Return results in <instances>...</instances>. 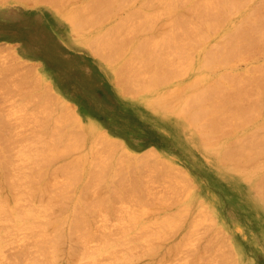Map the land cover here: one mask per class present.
I'll return each instance as SVG.
<instances>
[{"label": "rangeland", "instance_id": "rangeland-1", "mask_svg": "<svg viewBox=\"0 0 264 264\" xmlns=\"http://www.w3.org/2000/svg\"><path fill=\"white\" fill-rule=\"evenodd\" d=\"M57 1L59 0H0V186H3V188L0 187V197L3 198L4 195L8 197L7 198L5 196L4 200H1L0 198V208L2 210H6L2 211L0 209V215L1 213H5L4 215H2V217H0V264H12L11 262L13 258V264H38L39 261L37 262V260L40 259L41 262L43 258L47 257L45 256L47 254V259L50 258L47 261L49 264L50 260L52 262L51 258L55 257L58 258L57 260L56 258L53 259V262L55 264H67L71 262V259L75 262L72 261L69 264H123V262H126L127 264H264V192H261V186L258 184L261 180V176L264 177V138H262L264 135V124H262L264 123V95L260 94V92L258 93L259 95L256 93V89H258L256 82L262 83V81L264 80V40L263 42L262 40H259L261 39V36L259 37V31L251 33L250 36L252 38H248L253 39L254 35L256 37L253 40V47L251 50L246 49V47L248 46L247 42L249 43V41H247L248 39H244L243 37L239 38L238 42L235 44L236 46L234 44H224L221 39H217L224 32V29L227 26V22L231 19L238 20L239 16H228L225 14H221L218 17L219 20L217 23L216 20H213L208 25H211V27L205 26L198 29L201 30L200 32H196L195 30L198 28V26L195 24L196 16L205 13V10L201 11V9H204L203 0L201 1L202 3L200 1L197 3V0H173L174 3L176 2L174 5L173 2H171L172 0H169V3L167 0H155L156 2L154 0H151V2H149V0H145L147 2L143 1V3L145 2L146 5L140 4L139 0L138 2L137 0H131L130 2L129 0H117V2L116 0H113V2L111 0H98L99 2H97V0H95L96 2L94 0ZM100 1L102 2V5L100 4ZM194 1L198 4L199 7L197 6V4H193ZM241 1L243 2V0ZM114 2H116V4ZM157 2H161L160 4L162 6ZM253 2L258 5L257 10L262 12V14L260 13V16L263 17L264 0H253ZM54 3H56V5ZM199 3L200 5L202 4V7L199 5ZM96 4H99L100 6ZM156 4L159 5L157 6ZM190 5H195L194 7L197 6L198 9H196L197 7L194 8ZM160 6L163 10L166 8V11L164 10L165 12H163ZM107 7L109 9H107ZM130 7L134 8L132 10L135 11H139L140 9H142V14L140 12L136 14V12L132 11ZM187 7H193V11H191V8L188 9ZM117 8L120 9L116 11ZM154 8H159V11H155ZM153 9L155 11V15H153ZM167 9L169 11H167ZM129 10H131L130 13ZM143 10L148 12H145V14H148V16L146 15V18ZM172 10L173 13H169ZM199 10L201 11V13L199 12ZM98 11H101V15ZM124 11L126 13L128 12L126 14L127 16L125 15ZM187 12H189V14H187ZM156 13L159 16H156ZM166 13L169 14L167 15ZM190 13L195 14L193 16V14L190 15ZM138 14H140L142 17ZM149 14L153 17L149 16ZM72 17L75 18V20H72ZM148 17L153 20H151L150 18L148 19ZM173 17H177V22H179L177 23L175 21L176 18ZM192 17H194L195 20H193ZM124 18L126 21H121ZM154 18L157 20H154ZM190 18H192L190 20L191 22L188 21ZM146 19H148L149 22ZM164 19L166 21H164ZM179 19H181L183 23ZM77 20L80 22H77ZM150 20L152 21V23L150 22ZM74 21H76V24ZM141 21L148 22L149 26L151 25L150 27L152 28L148 30V28L150 27H148L147 25V30H143L146 29V25ZM185 21L190 22L188 23L189 25L194 22V25H191L193 26V28L196 25L197 28H192L195 32L191 29L192 26L190 27L187 23H184ZM164 22L166 23L164 24ZM133 23L137 24L133 26ZM196 23L198 22L196 21ZM161 24H163V26ZM175 24L178 27V29L176 30L175 28L177 27L175 26ZM182 24H185L186 27ZM121 25L123 27H121ZM171 25L173 26V28ZM141 26H144V28H142ZM179 26H184L185 28L183 27L179 32V30L181 29ZM115 27L119 28H116L117 32ZM170 27L174 29L172 30L174 33L171 31ZM263 27L264 24L262 25L261 29ZM156 28H158L157 31L161 28L165 30L164 32H169L170 34H172H166L163 32V30L159 31V33H156ZM242 28L245 29L244 27ZM127 29L131 30V33H129L128 36L127 33L125 35V32H130V30ZM138 29L139 31L137 32ZM109 30H112L110 31L112 34L108 32ZM168 30H170L171 32ZM184 30L186 34H184ZM189 30L190 32L192 30L193 34L189 33ZM262 30H264V28ZM113 31H115L117 35ZM118 31L120 32L118 33ZM161 32L164 34H162ZM181 32L183 33L182 38ZM152 33H155V35H161H157L158 39H155V36H153ZM187 33H189V36ZM200 33L202 34L200 35ZM165 34L166 36L170 37H165ZM256 34L258 36H256ZM115 35L120 38H115ZM129 35H131L130 38ZM190 35L193 39L190 38ZM148 36H152L153 39L150 38L152 40L150 41L154 42V45L157 42L156 40H159V37L161 36L162 38L158 42L162 40V42H160L162 43L160 45L162 46V49L158 46V42L155 46H153L155 48L149 47L148 44H153L151 42L148 43L149 40L145 42V39H147ZM185 36L193 41L191 42L190 40V43H188L189 40L187 38L185 39ZM142 37L146 38L143 39ZM111 38L113 39L112 41L110 40ZM167 38L170 39L171 43ZM209 38L211 41H209ZM262 38L264 39V37ZM141 39L144 40L145 44L147 43V46L144 44H142L141 46V43L143 42V40L141 42ZM107 40H110L111 43ZM119 40L120 43L118 42ZM121 40L124 41H122L121 43ZM167 40L169 41L168 43H166ZM244 42H246V44ZM96 43L100 45V48L99 45L96 46ZM127 43L129 45H127ZM137 43L140 44L137 45ZM185 43L186 45H184V47L187 46L185 48L186 50L183 49V44ZM255 43L256 45H254ZM257 43H261L262 47ZM134 44L135 47H133ZM170 44L172 45V48L174 47V49L170 47ZM237 44H239V47H237ZM105 45H107V47ZM215 45L220 46V48L217 47L216 49ZM231 45L236 47L233 53L231 55H229L230 53H228L221 58V56L224 54L220 53L219 49L221 50L223 46H227L226 48L228 49V46ZM123 46L126 48H124ZM140 46L142 47V49ZM97 47L99 49H97L96 52V50L94 49H96ZM132 47L134 48V50L138 51L141 49L140 52L143 51L145 54L143 53L141 55L137 51L140 56H142L140 58L138 53H133L134 50H131ZM145 47H148V49ZM166 47H168L167 50ZM175 47L179 48V50L183 49L185 52L181 54L182 50L178 52ZM109 48L114 51L110 50ZM115 48L120 49L116 50ZM156 48L157 50H162L161 54L164 52L162 54V57L159 54L160 50L157 51ZM169 48H171L172 51V53L169 52L171 57L168 54ZM214 48L218 52H214ZM149 49L153 50L154 52L152 54L149 53L151 56L149 54V56L146 55V52L150 51ZM173 50L176 51L174 52ZM208 50L214 52L213 55H216L217 57L210 55V63L208 62L209 59L207 57V62L211 66L207 68L208 65L205 61L206 59H204V55ZM115 51H117V55L119 57L116 56ZM100 52H102V54ZM177 52L179 56L185 55V58L181 56V58L185 59L184 61L183 59H181L184 63L180 61L178 55H176L177 57L174 55L175 53L177 54ZM108 53L111 54L109 55ZM154 54H156L157 56ZM164 54L165 56L167 54L168 61L167 59L165 60ZM145 56L146 58H148L146 59ZM152 56L157 57L155 58L157 59L155 60V62H157L158 60L159 62H161L163 60L161 58H164L163 62L167 61L165 63L169 64V67H173L172 64H174L173 62H175L177 66V68L175 67L176 69H174L175 72H173L172 70V74H170L171 69L167 66V64L165 65L163 62H161L160 64L163 63L164 66H167L165 68L167 69V71L164 69L163 64L162 66H160L159 62L155 64L154 60H152L154 59V57ZM150 57L152 58L151 60ZM158 57L160 58L158 59ZM219 57L221 58V60H219ZM175 58H177V60ZM191 58L193 61L191 60ZM124 59L129 60V62ZM141 59H145L144 62H142ZM214 59H217L219 61H215ZM122 60L124 63L122 62ZM149 60L150 63L148 62ZM151 61L154 62V64L152 63L153 65L151 64ZM169 61L171 64L169 63ZM176 61L180 62L179 64L181 66H178V62ZM214 62H217V65H215ZM139 63L144 64L143 67ZM213 63L214 65H212ZM150 64L152 66L151 68L149 67ZM153 66H155V69H153ZM204 66L206 68H204ZM120 67L124 70L122 75L125 76L127 74L126 79L121 77V73L119 71L122 72L123 70L120 69ZM158 67H161V71ZM135 68H139L140 70H136ZM196 68H198V70ZM162 69H164L165 71H163ZM179 69H182V72ZM116 70H118L119 73ZM208 70L210 71L208 72ZM127 71H129V73H127ZM139 71H141L142 75L144 72L149 73H144V76L140 78L141 73H139ZM162 71L164 73H168L169 71L170 72L163 75L161 74ZM178 71L181 72L179 74L180 77L177 73ZM223 71H226L227 76L226 74H223ZM229 72L233 74V78L235 77L234 79H236V77L238 78L239 82L238 80H236L238 84L236 82H233L235 80L232 78ZM150 73H154V76L156 73L155 77H157L156 79H158L157 82L159 83V85L157 83L155 84L154 82L152 83V86L148 85L151 79H155L153 75H151L153 76V78L149 76ZM158 73L161 77H158ZM175 73L178 76L175 78L171 77V75L174 76ZM219 73L224 78L221 75L220 76L222 78H220V76H218ZM239 73H241V75ZM135 74L137 75V77ZM167 75L170 76V79H173H164ZM228 75L232 78V80L227 79V77H229ZM237 75H240L241 78ZM146 76L147 78L148 76L150 77V79L148 78L149 81L146 79ZM138 77L140 81H136ZM203 77H205L206 79H203ZM160 78H163V80H166V82H163L162 79V82H160ZM201 78L202 80H204L205 84L203 83ZM214 78H217V80H219L218 83H216L217 81H215ZM239 78H243V80H240ZM133 80H135V82ZM124 81H126L127 83H124ZM129 81H132V84L133 82L135 83L133 88V85L131 86V83ZM143 81H148V83H146V85H148L146 87L148 88L144 87L145 83ZM208 81L212 82L210 83ZM137 82L138 88L140 84H144V86L142 85L144 89L142 88V86H140L143 90L136 88ZM207 83L210 85H208ZM232 83H236L237 86L239 85L237 87L239 88L238 92L234 91L236 85H233ZM217 84H224L223 86H225L226 91L229 93L225 94L227 93L224 90L225 88H223V92L220 91L222 90L223 86H220L218 88ZM170 86L173 88L171 89ZM207 86L211 89L207 88ZM213 86L216 87L218 91ZM166 87L168 89L170 88L171 90L169 89L167 91ZM131 88H135L134 90L138 89L137 93H134V90L132 91ZM184 88H186V90ZM198 88L202 90V92H200L201 94L204 93L206 88L207 90L210 89L209 91L206 90L208 94L205 92L207 96L203 99L204 101L202 102L200 99H193V97L196 98L197 95H200V93H198L200 89L198 90ZM212 88L214 89L212 90ZM242 88L245 93L248 92V94H250V92L252 91L253 93H251L253 95L255 94V98L252 96V94V97H249L251 99L250 102L253 101L252 98H254L253 104H255V102L257 103L255 104V107H253L254 105L251 106L252 102L250 103L249 100L245 99V93H242L241 95L240 92H243ZM140 90L141 92H139ZM194 90L196 91L195 94L193 93ZM188 91L193 92L189 93ZM213 91L216 92H214V97H212V95L214 94ZM219 91L220 93L218 94L217 92ZM144 92L147 93L145 94ZM191 93L192 95H197L192 97V95H189ZM234 93L237 94V96L235 95V98L237 101H239L238 105L240 104V107L237 105V102L234 101L235 98H233V101L232 99L229 100L228 95L230 96V98H232V94L234 95ZM139 94H142V96H139ZM224 95L226 96V98L224 97ZM240 95L242 97H240ZM217 96H220L221 98H218ZM222 97L224 99H222ZM238 97L241 100H243L244 97L245 100L240 101ZM216 98L217 100L215 101ZM185 99L190 101V105H188L189 107L185 105L187 103L189 104V101L187 102ZM225 99L227 100L224 102ZM228 100L229 102H227ZM185 101L187 103L184 104ZM206 101H208L207 104ZM217 101L218 103L216 104ZM221 101L224 105H218L219 102L222 103ZM231 101L234 103L236 102V104L234 105V103H231ZM226 102L229 105L225 104ZM172 103L174 105H172ZM214 103L217 107L214 106ZM241 103L244 107H242ZM63 104H66L68 110H71L69 113L66 105L63 108ZM182 104L183 106L185 105V107H183ZM192 104L194 105L191 106ZM61 105L63 106L61 107ZM201 105H204L203 107L206 106V108L203 109L206 110L207 114L203 113L202 115H200L199 120L198 118H196V120L194 121L188 120L187 118L191 119L190 117H187L189 112L192 109L195 110V108L199 107L202 109ZM207 105L209 106L208 110H210V112L207 111ZM170 106H173L174 109H171ZM232 106L239 107L238 109L242 107L241 109L243 112V108L245 109L246 107L247 110V108L253 107L254 110L252 108L251 110H249L250 108L248 110L249 113L252 110V112L254 113H251L253 114L252 116H250L251 114L248 115V113L245 114L248 115V122L245 119L246 117L243 118V116L241 115L243 114V112L239 113V115H241L242 117L238 116L240 117L238 118V120L235 119L237 116L234 112L237 111L235 110L236 107L232 108ZM258 106L261 107L262 111H260L261 109L259 108V112L256 111L255 113V109L258 110ZM229 107H231L230 111L225 110V112L227 111L230 112V114L232 113L231 115L233 117L228 113L225 114L224 112V109H229ZM177 108L178 110H176ZM182 108H185V110L188 109L187 112L185 110L184 112H182ZM212 108L214 109V111L212 110ZM215 108H219V111L216 112V110L218 109L215 110ZM179 109L180 112H178ZM220 109L223 110V116H220V114L217 115V113H220V111L222 113V110ZM232 109L234 111H232ZM174 110L177 111V113H175ZM212 112L213 115H215L214 118L217 115V118H215V120H221V117H226L225 119L223 118L224 120L222 119L223 122H221L222 120H218L219 125L221 123H225L224 125H221L223 126L222 128H220L221 126L219 125L217 126V129H215L216 126L210 127V129L208 128L209 126L213 125L208 124V119L210 118V121L212 123L215 121L214 118H212ZM238 112L240 111L238 110L237 113ZM258 114L259 116L257 117ZM226 115H229V117H227ZM254 117L256 118V120ZM233 118L235 119L234 121ZM242 118L246 121V124ZM251 118L254 120H252ZM186 119L189 122L191 121L192 123H194V126L191 122L190 124ZM227 119L231 120V124ZM179 121L182 124V126L180 127L181 135L176 133L172 129V127L176 124L175 122ZM201 121L203 123L205 121V123L203 124ZM197 122H200V125L197 124ZM196 124L198 126H196ZM201 124L203 125V127L205 125V129ZM228 124L230 126H228ZM258 124H262L263 126L261 127L263 128L258 127L260 126ZM52 129L54 132L52 131ZM250 129L251 131H254L256 129L254 133H256V131L258 130L259 134L258 131L256 134H262V137H255V134L251 132ZM227 130H229V132ZM248 130L249 135L248 133L246 134ZM199 131H202L203 133ZM198 132L201 133L202 136ZM211 132L216 133L214 134L216 136H214ZM219 133L221 134V136ZM242 133L246 135H243ZM94 135L97 136L95 138L96 140L93 139L95 137ZM203 135L208 138L205 139ZM232 135L235 136L232 137ZM240 135L242 138L240 137ZM247 135L248 139L245 138ZM57 136L60 139L65 137L63 138L65 140L62 139L63 141H61L60 139H58V141L56 140V138H58ZM76 136L77 138H75ZM79 136H81V138H79ZM210 136L212 137V139H209ZM236 137H240L241 139L238 140L236 139ZM53 138L56 140V142H53ZM233 138H235L236 140H234ZM183 139L189 140L193 147L186 146L183 142ZM252 139H254L253 141L257 148L254 145H251V143H253ZM255 139H258V143L263 140V145L260 144V150L257 145L258 143L256 144ZM259 139L262 140L259 141ZM74 140L76 141L74 142ZM247 140L248 142H246ZM111 141L113 142L112 144ZM228 141L230 142V144ZM233 141H237V143L235 144V142ZM52 142L53 144L58 142V146L56 147V145H53ZM76 142H79L80 144ZM243 143L245 144L244 146ZM51 144L53 146H51ZM70 144L73 145L74 149H71V147L68 146ZM113 144H115L117 148L114 147V149L112 147ZM65 145L70 148L69 151H66L67 147L65 148ZM234 145L236 146L234 147ZM253 146L256 148L255 150ZM240 148L243 149L240 150ZM252 148L257 153L251 151ZM233 150H236L235 153L230 155V152H234ZM221 151H224L223 155ZM236 152L239 153L237 154ZM252 152L253 155H251ZM50 153L53 156H51ZM241 153L242 155H240ZM54 154H56L57 156H54ZM248 154L250 155V157H252L250 158ZM44 155H46L47 158L49 156V161L45 158L46 156ZM82 155L85 156L86 165L89 166L88 170L92 171L87 178L89 187L86 186L84 188V190L86 189L85 191L83 189L79 191L81 182H78L77 180L80 174V170H78L77 167L80 168L79 165L82 161L81 158L83 159V157H81ZM128 155L129 157L131 156V159L128 157ZM123 156L124 158H122ZM221 156L223 157V160L221 159ZM230 156L236 158L233 160V158L231 159ZM79 157L81 158L79 159ZM43 159H46L47 161ZM76 161L77 163H75ZM44 162H48V165ZM64 162H68L69 165L67 163L64 164ZM66 165H68L69 168L68 166L66 167ZM44 166L46 169L44 168ZM62 168L64 169L63 173H61ZM67 168L71 172H68ZM75 169H77V171L79 172H77ZM37 170H39L44 175L41 176L42 178L40 177V175L42 174L40 173L39 175V171ZM222 170L225 171L226 178L217 174V172H222ZM17 171L19 172V174L17 173ZM72 171L73 173L74 171L79 173L78 177H75L77 179L74 178V174L72 173ZM12 172L14 173L13 175ZM92 173H96L97 175L94 174L93 176ZM4 174L5 176L8 175L9 177H5ZM65 174L67 176H64ZM37 175L41 179H38V177H36ZM71 176H73V178ZM90 176L91 178L89 179ZM14 177L18 179H14ZM6 178L9 179L7 180ZM30 178L32 179V181L33 178H35L36 181L34 180L33 182H31ZM49 178L51 180H49ZM74 180H76V182ZM94 181L96 182L95 184ZM13 182L17 184V186ZM18 182L20 185L18 184ZM42 182L44 185H42ZM69 182L73 186H71ZM98 182L99 185H97ZM31 183L32 190H27L28 187L31 188L29 185ZM24 184L28 185L25 186ZM44 186L46 190H43ZM48 187L50 188L48 189ZM52 187L54 188L53 191ZM16 188L18 189V191H16ZM21 188L25 189L22 191ZM41 188L42 190H40ZM54 190H56L55 192L59 194L55 193ZM82 190L84 192H82ZM46 191H49L50 195L49 192L46 193ZM60 191L62 192L63 197L61 196ZM29 192L33 195H31ZM79 192H86V196L85 194H81ZM260 192L263 195H260ZM63 193H66L65 195H67V197ZM17 195L21 200L18 197L17 200H15L14 196ZM46 196L50 199V205L48 203L49 200ZM10 197L12 199L14 197V200L20 203H16ZM5 199L7 201V204L9 205L8 207H4L3 205V203L6 202ZM46 199L48 201H46ZM11 200L14 201L13 205ZM38 200H42L41 202L43 204L39 203L40 201ZM65 201L68 205L65 203ZM96 201L99 202L97 203ZM21 202L23 205L21 204ZM37 202L38 205L40 204L39 206L37 205ZM52 202H54V204L56 205H53ZM62 202L64 203L63 205H61ZM85 203H87V205ZM44 205H47L48 208H44ZM84 206L86 211L84 210ZM9 208H11L12 210L10 211ZM22 208L23 210L25 209L23 215L21 214V212L23 211ZM29 208L33 210L32 213ZM16 209L19 213H17ZM19 209H21L22 211L20 210V212ZM28 210L30 211V213L28 212ZM75 211L77 212V217L74 216L76 215ZM79 211L82 212L80 213ZM24 213L28 215L26 216ZM16 214L21 215V217L23 218L20 217L17 219L16 217L15 219L14 216H16ZM50 215H52L51 219ZM56 215L58 216L57 218H60L59 220L56 219ZM80 216L82 219L81 223L83 224V227L80 221H78L80 219ZM47 217L50 219V221L52 219H56L54 220V224L53 221H51V223H48L50 224V226H48V224L46 223L48 222V219H45ZM72 217H75V219ZM76 218L78 220H76ZM6 219H8V221H6ZM21 219H23L24 222L29 221L27 222V224H29L27 225L28 227L24 226L26 225V223H23V221L22 223L20 222ZM30 219H33L32 222L34 225L35 223L37 224L34 226ZM73 220L77 223L74 222L73 224H71ZM44 221L46 222L44 223ZM38 224L39 227H41V230L39 228L40 231L38 230ZM76 224H78V227L76 226ZM72 225L76 227L74 228V226L72 227ZM24 227H27L25 230L29 229L31 230V232L29 230L25 231L24 229H20L19 231V228ZM32 227L35 231H33ZM35 227L39 232L36 231ZM55 229H57V232L59 233H54L53 231H55ZM71 229H73V231L75 232H73ZM85 229L87 232L85 231ZM59 230H61L62 233ZM77 230L80 232V234L79 232L77 233ZM82 230L84 233L82 232ZM49 231L58 236L59 242L60 240H62V242L58 243L59 245L61 244L60 247L57 244L60 251L56 250L55 248L57 247L55 245L58 242L57 240H55L57 236L55 237L54 234H50ZM33 232H35L34 236H36L37 234L35 238L36 241L34 240V237L32 238L33 235H29L31 233L33 234ZM67 232L71 235H67ZM85 232L86 235H83L85 238L81 236L83 238L80 239V235H82L81 233L85 234ZM90 233L93 234V236L90 235ZM43 234H47V236L44 235V238ZM59 234L69 237L62 236V239L61 235L59 236ZM12 235L15 237H12ZM40 236L43 238H41ZM42 239L44 240L42 241ZM45 239H48L50 241L54 239L56 241H54L55 244H53L52 241L50 243L51 247L52 244L53 246H55V249H53L52 247L50 248V250H48V247H50V245H47L46 243L42 244L44 243V241L47 242ZM78 239H80V241L82 240L83 242L79 243L78 249L72 248L73 246H77L79 242ZM76 242L77 244L75 245ZM39 244L41 247L37 246ZM85 244L88 248L84 246ZM45 245L48 252L53 250L51 251V254L50 252L47 253ZM83 247H85V249ZM42 249L46 252V254H41L40 258L39 251L41 252ZM86 249H88L87 253L89 254V256L85 253L86 251L84 252V250ZM68 250H73L72 253L74 255L72 254L71 256V251L68 252ZM74 250H76V254L74 253ZM81 250H83V253H85V258L82 257L83 253H81ZM54 251H56V253L58 254L55 255ZM22 252H24L25 254H22ZM110 252L112 254H110ZM26 254H28V256ZM52 255L55 256L52 257ZM79 255L80 257L78 258ZM23 256H25V258ZM89 258L91 260H89ZM2 259L4 260L3 262ZM45 259L44 262L47 260ZM14 260L17 262H14Z\"/></svg>", "mask_w": 264, "mask_h": 264}, {"label": "bare ground", "instance_id": "bare-ground-1", "mask_svg": "<svg viewBox=\"0 0 264 264\" xmlns=\"http://www.w3.org/2000/svg\"><path fill=\"white\" fill-rule=\"evenodd\" d=\"M59 1H60V0H59ZM59 1H57V2H59ZM94 1H95V0H94ZM111 1L113 2V0H111ZM114 1H115V0H114ZM130 1H131V0H129V2H130ZM132 1H133V0H132ZM143 1H145V0H139V3H140V4H144V5H146L145 2H147L148 0L145 1L144 3H143ZM154 1H155V0H154ZM158 1H160V0H158ZM167 1H168V3H169V0H167ZM170 1H171V0H170ZM175 1H176V0H175ZM178 1H179V0H178ZM199 1L201 2L202 0H197V3H198ZM95 2H96V1H95ZM95 2H93V3H95ZM97 2H99V1L97 0ZM100 2H101V1H100ZM116 2H117V0H116ZM116 2H114V3L116 4ZM122 2H123V1H122ZM137 2H138V0H137ZM149 2H151V0H149ZM155 2H156V1H155ZM171 2H173V5L176 3V2L174 3L173 0H172ZM171 2H170V3H171ZM241 2H242L241 0H203V5H204L203 7H204V9H203V10H202L201 8H200V9H201V11H204V10H205V11H204L205 13H203L204 15H203V14H202V15L200 14V13H201L200 10H199V12H200L199 14H200V15H198V14H197L198 16L195 15V16H196V21L198 22V23H196V21H195V24L198 26V28L196 27V25H195L194 28H193V26H192L191 24H193L194 22L191 23L190 25L188 24V23L191 22L190 20H191L192 18H193V20H195L194 17H192V18H190V19L188 20V21H190V22H186V21H185L184 23H187L190 27L192 26L191 29H192V28L195 29V27H196L197 29H196L195 31H196V32H198V31L200 32L201 30H198V29H200V28H203V27H205V26H207V27H211V25L208 26V25L211 23V21L216 20V23H217L218 20H219L218 17H219V15H221V14H225V15H228V16H230V15H233V16H239V19H238V20L231 19V20H229V21L227 22V26H226V28L224 29V32H223L222 35H221L219 38H217V39H221L222 42H223L224 44H229V45H230V44H232V45L234 44V45H235V44L238 42L239 38H241V37H243L244 39L252 38V37L250 36L251 33L255 32V31H259V37L261 36V39H259V40H262V42H263L264 39H263L262 37H264V30H262V29H263L264 27H263L262 29H261V27H262V25L264 24V18H263L264 16H263V15H262L263 17L260 16V13L262 14V12L259 11V10H257V9H258V7H257L258 5H257L256 3H254L253 0H243V2H242V3H241ZM105 3H106V2H105ZM120 3H121V2H120ZM157 3L160 4L161 2H157ZM178 3H179V2H178ZM192 3H193V2H192ZM197 3H195V1H194L193 4L196 5ZM201 3H202V2H201ZM54 4L56 5V3H54ZM100 4L102 5V2H101ZM107 4H109V3H107ZM115 4H114V5H115ZM118 4H119V3H118ZM140 4H138V5H140ZM150 4H151V3H150ZM154 4H155V3H154ZM159 4H158V5H159ZM171 4H172V3H171ZM58 5H59V4H58ZM96 5L100 6L99 4H96ZM96 5H95V6H96ZM104 5H105V4H104ZM110 5H111V4H110ZM110 5H109V6H110ZM138 5H136V6H138ZM156 5H157V4H156ZM158 5H157V6H158ZM160 5H161V4H160ZM195 5H190V6H193V7H194ZM199 5H200V3H199ZM201 5H202V4H201ZM201 5H200V6H201ZM111 6H112V5H111ZM151 6H153V5H151ZM151 6H150V7H151ZM161 6H162V5H161ZM161 6H160V8H161ZM197 6H198V4H197ZM197 6H196V7H197ZM119 7H120V5H119ZM168 7H169V4H168ZM171 7H172V6H171ZM173 7H174V6H173ZM193 7H192V8H193ZM196 7H194V8H196ZM198 7H199V6H198ZM198 7H197L196 9H198ZM201 7H202V6H201ZM230 7H231V8H230ZM96 8H98V7H96ZM104 8H105V7H104ZM115 8H116V6H115ZM130 8H131V7H130ZM145 8H146V7H145ZM156 8H157V7H156ZM174 8H175V7H174ZM176 8H177V7H176ZM187 8L190 9L191 7H190V8L187 7ZM192 8H191V11H193ZM100 9H101V8H100ZM100 9H99V10H100ZM102 9H103V8H102ZM107 9H109V8L107 7ZM119 9H120V8H119ZM119 9L117 8L116 11L119 10ZM132 9H134V8H131V10H132ZM138 9H139V8H138ZM154 9H155V8H154ZM154 9H153V15H155V14H154L155 11H159V8H158V9H155V11H154ZM161 9H162V8H161ZM114 10H115V9H114ZM127 10H128V9H127ZM131 10H129V13H130ZM136 10H137V9H136ZM141 10H142V9H140L139 11H135V10H132V11L136 12V14H137V13H139V12L141 13V12H142ZM145 10H146V9H145ZM145 10H143V11H144V14H145V12H147V11H145ZM162 10H163V9H162ZM164 10L166 11V8H165ZM164 10H163V12H165ZM70 11H71V10H70ZM101 11H102V10H101ZM101 11H98L99 14H100ZM150 11H151V10H150ZM167 11H169V10L167 9ZM187 11H188V10H187ZM194 11H195V10H194ZM257 11H258L259 14L257 13ZM64 12H65V10H64ZM74 12H75V11H74ZM134 12H133V13H134ZM163 12H162V13H163ZM171 12L173 13V10L170 11L169 13H171ZM119 13H120V12H119ZM124 13H125V15H126L128 12L126 13V12L124 11ZM131 13H132V12H131ZM147 13H148V12H147ZM147 13L145 14V18H146V15L148 16ZM169 13H168V14H169ZM195 13H196V12H195ZM195 13H190V15L193 14V16H194ZM197 13H198V12H197ZM66 14H67V13H66ZM66 14H65V15H66ZM76 14H77V13H76ZM102 14H103V13H102ZM141 14H142V13H141ZM151 14H152V12H151ZM166 14H167V13H166ZM168 14H167V15H168ZM187 14H189V12H187ZM257 14H258V15H257ZM263 14H264V13H263ZM73 15H74V14H73ZM73 15H72V16H73ZM100 15H101V14H100ZM138 15H140V14H138ZM170 15H171V14H170ZM174 15H175V14H174ZM174 15H172V16H174ZM66 16H67V15H66ZM70 16H71V15H70ZM77 16H78V15H77ZM121 16H123V15H121ZM126 16H127V15H126ZM126 16H125V17H126ZM140 16H141V15H140ZM149 16H152V15L149 14ZM156 16H159V15H157V13H156ZM67 17H68V16H67ZM141 17H142V16H141ZM141 17H140V18H141ZM152 17H153V16H152ZM170 17H171V16H170ZM185 17H186V16H185ZM188 17H190V16H188ZM72 18H73V17H72ZM79 18H80V17H79ZM79 18H78V19H79ZM82 18H83V17H82ZM82 18H81V19H82ZM118 18H119V16H118ZM118 18H117V19H118ZM143 18H144V17H143ZM149 18H150V17H148V19H149ZM171 18H172V17H171ZM173 18H176L175 21L177 22V17H173ZM86 19H87V17H86ZM126 19H127V18H126ZM129 19H130V18H129ZM129 19H128V20H129ZM148 19H146V20L149 22ZM150 19H151V18H150ZM165 19H166V18H165ZM165 19H164V21H166ZM72 20H75V18H73ZM83 20H84V19H83ZM118 20H119V19H118ZM124 20H125V18H124L123 20H121V21H124ZM132 20H135V19H132ZM151 20H153V19H151ZM151 20H150V22L152 23ZM154 20H157V19L154 18ZM179 20H181V19H179ZM193 20H192V21H193ZM81 21H82V20H81ZM119 21H120V20H119ZM125 21H126V20H125ZM125 21H124V22H125ZM136 21H138V20H136ZM139 21H140V20H139ZM74 22H75V24H76V21H74ZM77 22H80V21L77 20ZM83 22H84V21H83ZM132 22H134V21H132ZM141 22H144V21H141ZM148 22H144L145 25H146V26H145L146 29H143V30H147V28L151 26V25L149 26V23H148ZM158 22H159V21H158ZM172 22H173V21H172ZM178 22H179V21H178ZM178 22H177V23H178ZM181 22H182V20H181ZM181 22H180V23H181ZM72 23H73V22H72ZM129 23H131V22H129ZM137 23H138V22H137ZM137 23H136V24H137ZM146 23H147V24H146ZM154 23H155V22H154ZM165 23H166V22H164V24H165ZM167 23H168V22H167ZM182 23H183V22H182ZM75 24H74V25H75ZM79 24H80V23H79ZM79 24H78V25H79ZM133 24H134V23H133ZM136 24H134L133 26H135ZM139 24H140V23H139ZM142 24H143V23H142ZM171 24H172V23H171ZM74 25H73V26H74ZM78 25H77V26H78ZM114 25H115V24H114ZM147 25H148V27H147ZM161 25L163 26V24H161ZM161 25H160V26H161ZM166 25H167V24H166ZM178 25H179V24H178ZM180 25H181V24H180ZM182 25L185 26V24H182ZM188 25H187V26H188ZM193 25H194V24H193ZM116 26H117V25H116ZM119 26H120V25H119ZM124 26H125V25H124ZM137 26H138V25H137ZM137 26H136V27H137ZM139 26H140V25H139ZM157 26H158V24H157ZM160 26H159V27H160ZM164 26H165V25H164ZM171 26H172V25H171ZM175 26L177 27L176 24H175ZM175 26H174V27H175ZM184 26H182V27L179 26V27L181 28V29L179 30V32L182 30V28H183ZM121 27H123V26L121 25ZM126 27H127V26H126ZM126 27H125V28H126ZM141 27H142V26H141ZM141 27H140V30H141ZM155 27H156V26H155ZM166 27H167V26H166ZM166 27H165V28H166ZM168 27H169V26H168ZM185 27H186V26H185ZM185 27H184V28H185ZM242 27H244L245 29H243ZM116 28H117V27H115V29H116ZM142 28H144V26H143ZM151 28H152V27L148 28V30L151 29ZM161 28H162V27H161ZM161 28H160V29H161ZM165 28H164V29H165ZM170 28H171V27H170ZM172 28H173V26H172ZM172 28H171V31L174 30V29H172ZM187 28H189V27H187ZM187 28H186V29H187ZM259 28H260V29H259ZM110 29H111V28H110ZM117 29H119V28H117ZM117 29H116V32H117ZM157 29H158V28H156V33H157V32L159 33V31H162V30H163V29H161V30L159 29V30L157 31ZM176 29H178V27L175 28V30H176ZM186 29H185V30H186ZM193 29H192V30H193ZM113 30H114V29H113ZM127 30H130V29H127ZM166 30H167V29H166ZM185 30H184V34H186ZM192 30H191V32H190V30H189V33L193 34V33H192ZM243 30H244V31H243ZM106 31H107V30H106ZM110 31H112V30H109L108 32H110ZM123 31H124V30H123ZM138 31H139V29L137 30V32H138ZM164 31H165V30H163V32H164ZM168 31H170V30H168ZM171 31H170V32H171ZM193 31H194V30H193ZM195 31H194V32H195ZM102 32H103V31H102ZM113 32L115 33V31H113ZM119 32H120V31H118V33H119ZM145 32H146V31H145ZM150 32H151V31H150ZM172 32H173V31H172ZM175 32H176V31H175ZM182 32H183V31H182ZM182 32H181V38H182V34H183ZM110 33H111V32H110ZM126 33H127V36H128V34L131 33V30H130V32H129V31L125 32V35H126ZM132 33H133V32H132ZM161 33H162V32H161ZM164 33H166V32H164ZM164 33H162V34H164ZM168 33H169V32H167L166 34H168ZM173 33H174V32H173ZM189 33H187L188 36H189ZM256 33H257V32H256ZM100 34H101V32H100ZM111 34H112V33H111ZM111 34H110V35H111ZM115 34H116V33H115ZM133 34H134V33H133ZM135 34H136V33H135ZM166 34H165V37H168V36H166ZM169 34H170V33H169ZM171 34H172V33H171ZM171 34H170V35H171ZM177 34H178V32H177ZM197 34H198V33H197ZM197 34H195V35H197ZM201 34H202V33H200V35H201ZM107 35H108V34H107ZM113 35H114V34H113ZM116 35H117V34H116ZM116 35H115V36H116ZM145 35H146V34H145ZM150 35H151V34H150ZM152 35L155 36V39H156V38H157L159 35H161V34H157V35H158V36H157V35H155V33H152ZM200 35H199V36H200ZM252 35H253V34H252ZM98 36H99V35H98ZM119 36H120V35H119ZM127 36H126V37H127ZM130 36H131V35H129V38H130ZM256 36H258V35L256 34ZM110 37H111V36H110ZM169 37H170V36H169ZM169 37H168V38H169ZM171 37H172V36H171ZM191 37H192V36L190 35V38H191ZM194 37H195V36H194ZM108 38H109V37H108ZM113 38H114V37H113ZM115 38H118V39H119L120 37H117V36H116ZM115 38H114V39H115ZM124 38H125V37H124ZM142 38L145 39L146 37H145V38L142 37ZM150 38L153 39L152 36H150V37L148 36V38L145 39V40H146L145 42H147V40H149L148 43L151 42L152 40H151ZM161 38H162V37L160 36V37H159V40H160ZM168 38H167V39H168ZM177 38H178V37H177ZM186 38L188 39L187 36H185V39H186ZM254 38H256L255 35H254L253 39H248V40H247V41H249V43L247 42L248 46L246 45V46H247L246 49H248V50H251V49H252ZM257 38H258V37H257ZM97 39H98V38H97ZM105 39H106V36H105ZM125 39H126V38H125ZM143 39H141V42H142ZM157 39H158V38H157ZM183 39H184V36H183ZM191 39H193V38H191ZM191 39H188L189 41L187 40L188 43H190V40H191ZM110 40L112 41L113 39L111 38ZM110 40H109V41H110ZM150 40H151V41H150ZM159 40H156V41L158 42ZM168 40L170 41V39H168ZM168 40H167L166 43L169 42ZM180 40H181V39H180ZM255 40H256V39H255ZM96 41H97V40H96ZM103 41H104V35H103ZM107 41H108V40H107ZM109 41H108V42H109ZM111 41H110V43H111ZM114 41H115V40H114ZM122 41H124V40H121V43H122ZM192 41H193V40H191V42H192ZM209 41H211L210 38H209ZM244 41H245V40H244ZM118 42L120 43V40H119ZM131 42H132V41H131ZM138 42H139V41H138ZM141 42H140V43H141ZM145 42H144V40H143V42L141 43V46H142V44L146 45L147 43L145 44ZM157 42H156V43H157ZM160 42H162V40H161ZM160 42H158V43H159L158 46L161 48L162 46H160V45H161L162 43H160ZM258 42H261V41H258ZM98 43H99V42H98ZM100 43H101V42H100ZM116 43H117V42H116ZM140 43H139V44H140ZM151 43L153 44L154 42H151ZM156 43H155V45H156ZM166 43H165V44H166ZM170 43H171V41H170ZM188 43H187V45H188ZM239 43H240V41H239ZM242 43H243V42H242ZM242 43H241V44H242ZM244 43L246 44V42H244ZM113 44H115V43H113ZM124 44H125V43H124ZM124 44H123V45H124ZM129 44H130V42H129ZM129 44L127 43V45H129ZM135 44H136V43H135ZM135 44H134L133 47H135ZM139 44L137 43V45H139ZM257 44H258V43H257ZM97 45H99V44L96 43V46H97ZM109 45H110V44H109ZM111 45H112V44H111ZM116 45H117V44H116ZM148 45H149V47L155 48V47H153V46H155L154 44H153V45L148 44ZM184 45H186V43L183 44V47H184ZM218 45H223V44H218ZM218 45H215V46H216V49H217V47L220 48V46H218ZM232 45H231V46H228V47H229L228 49L226 48L227 46H225V47H224V46H223V47L221 46L222 48H221V50L219 49V52L224 54V55L220 54V55H222L221 58H222L223 56H225L226 54H228V53H230L229 55H231V54L233 53V51H234V49H235L236 47H234V46H232ZM238 45H239V44H237V47H239ZM254 45H256V43H255ZM258 45H260V46L262 47L261 43L258 44ZM263 45H264V43H263ZM94 46H95V45H94ZM96 46H95V47H96ZM105 46L107 47V45H105ZM124 46H125V45H124ZM124 46H123V47H124ZM131 46H132V45H131ZM141 46H140V47H141ZM146 46H147V45H146ZM235 46H236V45H235ZM260 46H259V47H260ZM95 47H94V48H95ZM102 47H103V46H102ZM111 47H112V46H111ZM114 47H116V46H114ZM114 47H113V49H114ZM120 47H121V46H120ZM123 47H122V48H123ZM133 47H132L131 50H134ZM156 47H157V46H156ZM168 47H169V46H168ZM168 47H166V50L168 49ZM170 47L172 48V45H171V44H170ZM183 47H182V48H183ZM186 47H187V46H186ZM186 47H184L183 49L186 50V49H185ZM99 48H100V45H99ZM99 48L97 47V48L94 49V50H96V52H97V49H99ZM103 48H104V47H103ZM124 48H126V47H124ZM130 48H131V47H130ZM130 48H129V49H130ZM145 48L148 49V47H145ZM152 48H151V49H152ZM171 48H169L168 54H169V52L172 53ZM255 48H256V46H255ZM255 48H253V49H255ZM257 48H258V47H257ZM105 49H106V48H105ZM105 49H104V50H105ZM109 49L112 50L111 48H109ZM115 49H116V48H115ZM119 49H120V48H119ZM119 49H116V50H119ZM137 49H138V48H137ZM141 49H142V47H141ZM141 49H140V50H141ZM151 49H149L151 52H150V51L146 52V55H148L149 53H151V54L154 53L153 50H151ZM158 49H159V48H158ZM161 49H162V48H161ZM161 49H159V50H160V53H159V54H160V56L162 57V54H163L164 52L161 54V52H162ZM172 49H174V47H173ZM175 49H177L178 52H180V51L182 50V51H181V54H182L183 52H185L183 49L179 50V48H177V47H175ZM214 49H215V48H214ZM216 49L214 50V52H215V51L218 52ZM122 50H123V49H122ZM122 50H120V51H122ZM140 50H139V51H138V50H134V52H133V51H132V52H133V53H136V54L139 52V53L142 55L144 52L141 51V52H142V53H141ZM156 50H157V48H156ZM156 50H155V53H156ZM159 50H157V51H159ZM100 51H101V49H100ZM106 51H107V50H106ZM106 51H105V52H106ZM112 51H114V50H112ZM120 51H118V52H120ZM137 51H138V52H137ZM173 51H174V50H173ZM175 51H176V50H175ZM175 51H174V52H175ZM102 52H103V50H102ZM102 52H100V53L102 54ZM105 52H104V53H105ZM115 52H116V56H118V55H117V51H115ZM115 52H114V54H115ZM178 52H177V54H176V53H175V54L173 53V54H174L175 56L178 55V58H180V61H182L181 59L185 58V57H184L185 55H184V56H182V55L179 56ZM214 52L208 50L207 53H205V55H204L205 58H204V59H206V60H205L206 62H207L208 59H209L208 62H209V61L211 62V60H210V55H212V56H216V55H213ZM104 53H103V54H104ZM112 53H113V52H112ZM139 53H138V54H139ZM165 53H167V52H165ZM108 54H109V53H108ZM110 54H111V53H110ZM110 54H109V55H110ZM118 54H119V53H118ZM140 54H139V56H140ZM144 54H145V53H144ZM185 54H186V53H185ZM149 55H150V54H149ZM149 55H148V56H149ZM154 55H156V54H154ZM217 55H218V53H217ZM103 56H104V55H103ZM111 56H112V55H111ZM111 56H110V57H111ZM113 56H114V55H113ZM150 56H151V55H150ZM156 56H157V55H156ZM164 56H165V54H164ZM164 56H163V57H164ZM169 56H170V54H169ZM181 56H182L183 58H181ZM187 56H188V54H187ZM187 56H186V57H187ZM212 56H211V57H212ZM107 57H108V56H107ZM118 57H119V56H118ZM141 57H142V56H140V58H141ZM152 57H154V59H152V58L150 57V60L152 59V60H154V62H155V60H157V59H155V58H157V57H155V56H152ZM170 57H171V56H170ZM172 57H173V56H172ZM176 57H177V56H176ZM195 57H196V56H195ZM207 57H208V59H207ZM216 57H217V56H216ZM216 57H215V58H216ZM227 57H228V56H227ZM227 57H226V58H227ZM105 58H106V57H105ZM108 58H109V57H108ZM111 58H112V57H111ZM145 58H146V56H145ZM147 58H148V57H147ZM147 58H146V59H147ZM159 58H160V57H158V59H159ZM164 58H165V60L167 59V54H166V56H165ZM164 58H161V59H163L161 62L164 61ZM221 58L219 57V60H221ZM128 59H129V58H128ZM130 59H131V58H130ZM170 59H171V58H170ZM175 59L177 60V58H175ZM175 59H173V60H175ZM124 60H126V59H124ZM141 60H142V62H144L145 59H144V60L141 59ZM141 60H140V61H141ZM150 60L148 61L149 63H150ZM173 60H172V61H173ZM184 60H185V59H183V61H184ZM191 60H192V58H191ZM214 60H215V59H214ZM219 60L216 59L215 61H219ZM107 61H109V60H107ZM126 61L129 62V60H126ZM167 61H168V59H167ZM167 61H165V62H167ZM172 61H171V62H172ZM178 61H179V59H178ZM178 61H176V62H178ZM183 61H182V62H183ZM192 61H193V60H192ZM192 61H191V62H192ZM202 61H203V59H202ZM205 61H204V62H205ZM122 62H123V60H122ZM128 62H127V63H128ZM146 62H147V60H146ZM154 62L151 61V64H152V63L154 64ZM157 62H159V60H158ZM157 62H155V64H156ZM161 62H159V64H160ZM165 62H163V63L166 65L167 63H165ZM189 62H190V61H189ZM200 62H201V61H200ZM208 62H207V65H208L207 68L210 66V64H209L210 62H209V63H208ZM123 63H124V62H123ZM131 63H132V62H131ZM149 63H148V64H149ZM163 63H162V64H163ZM169 63H170V61H169ZM173 63L175 64V62H173ZM179 63H180V62H178V66L180 65ZM183 63H184V62H183ZM214 63H215V62H214ZM214 63H213L212 65H214ZM216 63H217V62H216ZM216 63H215V65H217ZM139 64H141L142 67H143V65H144V64H142V63H139ZM145 64H146V63H145ZM151 64H150V66L148 65L150 68L152 67ZM153 64H152V65H153ZM159 64H157V65H159ZM162 64H160V66H162ZM164 64H163V66H164ZM170 64H171V63H170ZM174 64H172V66H173L174 68L171 67V66L169 67V64H167V66L171 69V73H170V74H172V70H173V72H175L174 69L177 68L176 64H175V65H174ZM181 64H182V63H181ZM200 64H201V63H200ZM200 64H199V65H200ZM205 64H206V63H205ZM146 65H147V64H146ZM157 65H156V66H157ZM188 65H189V63H188ZM191 65H192V64H191ZM199 65H198V66H199ZM202 65H203V63H202ZM202 65H201V66H202ZM118 66H119V65H118ZM121 66H122V65H121ZM126 66H127V64H126ZM137 66H138V65H137ZM167 66H164V69H165ZM180 66H181V65H180ZM201 66H200V67H201ZM132 67H134V66H132ZM154 67H155V66H153V69H155ZM175 67H176V68H175ZM189 67H190V65H189ZM189 67H188V68H189ZM210 67H211V66H210ZM146 68H148V67H146ZM158 68H159V67H158ZM160 68H161V67H160ZM160 68H159V69H160ZM162 68H163V67H162ZM179 68H181V67H179ZM188 68H187V69H188ZM194 68H195V67H194ZM204 68H206V67L204 66ZM118 69H119V68H118ZM120 69H122V68L120 67ZM120 69H119V70H120ZM130 69H131V68H130ZM135 69H136V70H137V69L140 70L139 68H135ZM164 69H162V70H163V71H165V70L167 71V69H165V70H164ZM187 69H186V70H187ZM196 69L198 70V68H196ZM216 69H217V68H216ZM122 70H123V69H122ZM133 70H134V68H133ZM133 70H132V71H133ZM142 70H143V69H142ZM151 70H152V69H151ZM179 70H180V69H179ZM181 70H182V69H181ZM181 70H180V71H181ZM197 70H196V71H197ZM212 70H213V69H212ZM116 71L118 72V70H116ZM144 71H145V70H144ZM146 71H147V70H146ZM148 71H149V70H148ZM158 71H159V70H158ZM158 71H157V72H158ZM160 71H161V69H160ZM163 71H162V73H161V74H163V75L168 74V73L170 72V71H169L168 73H167V72L164 73ZM209 71H210V70H208V72H209ZM119 72L121 73V74H120L121 77L126 79L127 74H126L125 76L122 75L123 72H124V70H123L122 72H121V71H119ZM119 72H118V73H119ZM130 72H131V71H130ZM136 72H137V71H136ZM136 72H135V73H136ZM150 72H151V71H150ZM157 72H156V73H157ZM181 72H182V71H181ZM181 72L178 71V72H177L178 75H179ZM190 72H191V71H190ZM208 72H207V73H208ZM213 72H214V71H213ZM216 72H217V71H216ZM223 72H224V71H223ZM223 72H222V73H223ZM125 73H126V72H125ZM127 73H129V71H127ZM139 73H141V71H139ZM144 73H145V72H144ZM144 73H143V75H142V73H141V74H140L141 76H140V75H138V76H140V78H141V77L144 76ZM147 73H149V72H147ZM147 73H145V74H147ZM156 73H155V76H156ZM159 73H160V72H159ZM159 73H158V74H159ZM184 73H186V72H184ZM229 73H230V72H229ZM229 73H228V74H229ZM236 73H237V72H236ZM236 73H235V75H236ZM116 74H117V73H116ZM158 74H157V75H158ZM170 74H169V75H170ZM193 74H194V73H193ZM210 74H211V73H210ZM223 74H226V76H227L226 71H225ZM239 74L241 75V73H239ZM128 75H129V74H128ZM131 75H132V73H131ZM135 75H136V74H135ZM151 75L154 76V73H153V74H152V73L149 74V76H151ZM169 75H167V76H169ZM175 75H176V73L174 74V76L171 75V77H174V78H175V77L178 76V75H176V76H175ZM199 75H200V74H199ZM220 75H221V74L219 73L218 76H220ZM230 75H231L232 78H233V74L230 73ZM240 75H237V76H239V77L241 78ZM118 76H119V75H118ZM123 76H124V77H123ZM149 76H148V78L150 79ZM153 76H151V77L153 78ZM155 76H154V77H155ZM167 76H166V77H167ZM207 76H208V75H207ZM207 76H206V78H207ZM221 76H222V75H221ZM221 76H220V78L223 77V76H222V77H221ZM226 76H225V77H226ZM228 76H229V75H228ZM136 77H137V75H136ZM158 77H161L160 74H159ZM163 77H164V76H163ZM166 77H165L164 79H167V80L170 79V76L167 77V78H166ZM179 77H180V75H179ZM196 77H197V76H196ZM209 77H210V76H209ZM229 77H230V76H229ZM229 77H227V79L232 80V78H231V77L229 78ZM128 78H129V77H128ZM128 78H127V79H128ZM148 78H147V76H146V79H147V80H148ZM156 78H157V77H155V79H156ZM168 78H169V79H168ZM193 78H195V77H193ZM204 78H205V77H203V79H204ZM206 78H205V79H206ZM223 78H224V77H223ZM234 78H235V77H234ZM234 78H233V79H234ZM240 78H239V79H240ZM125 79H124V80H125ZM130 79H131V78H130ZM132 79H133V78H132ZM146 79H144V80H146ZM153 79H154V78H153ZM153 79H151L150 83H148L149 80H148V81H145V82L143 81V82L145 83V86H144V84H142V85H143L144 87H146V86H148V85H151V86H152V83H153V82H154L155 84L157 83V84L159 85V83L157 82L158 79H156V80L154 79V81H153ZM161 79L163 80V78H160V80H161ZM172 79H173V78H172ZM172 79H170V80H172ZM214 79H215V81H217L216 83H218L219 80H217V78H214ZM248 79H249V78H248ZM138 80H139V77L137 78L136 81H138ZM160 80H159V81H160ZM162 80H161L160 82H162ZM201 80H202V78H201ZM234 80H235V81H233V82H236V83L238 84V82H239L238 78L236 77V79H234ZM236 80H238V82H237ZM240 80H243V78L240 79ZM119 81H120V80H119ZM121 81H122V80H121ZM133 81L135 82V80H133ZM139 81H140V80H139ZM155 81H156V82H155ZM202 81H203V83H204V80H202ZM202 81H201V82H202ZM205 81H206V80H205ZM212 81H213V80H212ZM212 81H208V82L211 83ZM227 81H228V80H227ZM258 81H259V80H258ZM261 81H262V80H261ZM263 81H264V80H263ZM263 81H262V83H258V82H256V84H257V86H258V89H256V93H257V94L260 92V94H263V95H264V82H263ZM125 82H126V81H124V83H125ZM129 82L131 83V86L133 85V86H132V88H133L135 83L133 82V84H132V81H129ZM129 82H128V83H129ZM163 82H166V80H165V81L163 80ZM199 82H200V81H199ZM119 83H120V82H119ZM126 83H127V82H126ZM141 83H142V80H141ZM146 83H148V85H146ZM213 83H214V82H213ZM220 83H222V82H220ZM225 83H226V81H225ZM236 83H235V84L232 83V84H233V85H236ZM136 84H137V87H136V85H135V87L138 88V82H137ZM167 84H168V82H167ZM204 84H205V83H204ZM207 84H208V83H207ZM127 85H128V84H127ZM142 85L140 84V86H142ZM208 85H210V84H208ZM217 85H218V84H217ZM223 85H224V84H223ZM223 85H221V84L218 85V88H219L220 86L222 87ZM228 85H229V84H228ZM233 85H232V87H233ZM131 86H130V87H131ZM140 86H139L138 89H142V88L144 89L143 86H142V88H141ZM151 86H150V87H151ZM154 86H155V85H154ZM172 86H173V85H172ZM187 86H188V85H187ZM187 86H186V88H187ZM205 86H206V85H205ZM211 86H212V85H211ZM238 86H239V85H238ZM238 86L236 85V87L234 88V91H237V92H238V89H239V88H237ZM158 87H159V86H158ZM170 87H171V86H170ZM213 87H214V86H213ZM128 88H129V87H128ZM132 88H131V89H132ZM146 88H148V87H146ZM172 88H173V87H171V89H172ZM180 88H181V87H180ZM186 88H184V89L186 90ZM200 88H201V87H200ZM200 88H198V90H199ZM204 88H205V87H204ZM207 88H210V87L207 86ZM207 88H206V90H207ZM214 88L218 91V89H217L216 87H214ZM214 88H212V90H213ZM223 88H225V86H223V87H222V90H220V91L223 92ZM227 88H228V86H227ZM129 89H130V88H129ZM134 89H135V88H134ZM134 89H132V91H133ZM138 89H137V90H138ZM143 89H142V90H143ZM155 89H156V87H155ZM157 89H158V88H157ZM166 89H167V91H168L170 88L168 89V88L166 87ZM166 89H165V90H166ZM171 89H170V90H171ZM191 89H192V88H191ZM193 89H194V88H193ZM201 89H202V88H201ZM201 89H200V90H201ZM210 89H211V88H210ZM210 89H208L207 91H209ZM220 89H221V88H220ZM231 89H232V88H231ZM235 89H236V90H235ZM137 90H134V93H135V92L137 93ZM185 90H184V91H185ZM196 90H197V89H196ZM200 90L198 91V93L202 92V90H201V91H200ZM206 90L204 91L203 94H201V93H200V95H197V94H196L197 96L194 95L195 92H196L195 90H194V92H193V91H188V92H189V93H190V92H193V93H194L193 95H192V93L189 94V95H190V96L192 95V97H193V96H196V98L193 97V99H197V100L200 99L201 102H202V101H204L203 99H204V98L207 96V94H208V93L206 92ZM224 90L226 91V88H225ZM232 90H233V89H232ZM242 90H243V88H242ZM257 90H258V92H257ZM144 91H145V90H144ZM220 91L217 92V93L219 94ZM228 91H229V90H228ZM245 91H246V90H245ZM139 92H141V90H140ZM188 92H187V93H188ZM205 92H206L207 94H206ZM210 92H211V91H210ZM214 92H215V91H213V93H214ZM226 92H227V91H226ZM232 92H233V91H232ZM239 92H240V90H239ZM249 92H250V91H249ZM251 92H252V91H251ZM251 92H250V94H248V92L245 93L244 90H243V92H240V93H241V95H242V93H245V94H244V95H246L245 99H246V100H249V102H250L251 99H250L249 97H252V96H253V97L255 98V96H254L255 94L253 95V94H252L253 92H252V93H251ZM254 92H255V91H254ZM126 93H127V92H126ZM131 93H132V92H131ZM144 93H145V92H144ZM146 93H147V92H146ZM146 93H145V94H146ZM156 93H157V92H156ZM213 93H212V94H213ZM215 93H216V92H215ZM215 93L212 95V97L215 96ZM228 93H229V92H227V93H225V94H228ZM235 93H236V92H235ZM235 93H234V95L232 94V96H233V97L231 96L232 98H230V96L228 95L229 100H231V99H232V101L234 100L233 98H235V95L237 96V94H235ZM49 94H50V93H49ZM142 94H143V93H142ZM142 94H139V96H140V95L142 96ZM145 94H144V95H145ZM174 94H175V93H174ZM180 94H181V93H180ZM222 94H223V93H222ZM222 94H221V95H222ZM251 94H252V96H251ZM144 95H143V96H144ZM150 95H151V94H150ZM152 95H154V94H152ZM221 95H220V96H221ZM241 95H240V97H242ZM244 95H243V96H244ZM248 95H250V96H248ZM258 95H259V94H258ZM170 96H171V95H170ZM209 96H210V95H209ZM220 96H219V97H220ZM154 97H156V96H154ZM186 97H187V96H186ZM186 97H185V98H186ZM210 97H211V96H210ZM217 97H218V96H217ZM219 97H218V98H219ZM224 97L226 98L225 95H224ZM228 97H227V98H228ZM247 97H248V98H247ZM220 98H221V97H220ZM238 98H239V97H238ZM238 98H237V99H238ZM254 98H252L253 101H254ZM154 99H155V98H154ZM187 99H188V98H187ZM187 99H185V100L188 102L189 100H187ZM211 99H212V98H211ZM222 99H224V98L222 97ZM239 99H240V98H239ZM239 99H238V100H239ZM245 99H244V97H243V100L240 99V101H244ZM155 100H156V99H155ZM197 100H194V101H197ZM207 100H208V97H207ZM212 100H213V99H212ZM212 100H211V101H212ZM216 100H217V98L215 99V101H216ZM226 100H227V99H225L224 102H225ZM229 100H228L227 102H229ZM158 101H159V100H158ZM158 101H157V102H158ZM161 101H162V100H161ZM183 101H184V100H183ZM183 101H182V103H183ZM186 101L184 102V104L187 103ZM209 101H210V100H209ZM218 101H219V100H218ZM218 101L216 102V104L218 103ZM222 101H223V100H222ZM222 101H221V102H222ZM232 101H231V103H234V102H232ZM234 101H236V102H237V105H238V102H239V101H237L236 98H235ZM253 101H251V102H252L251 106L254 105L253 107H255V106H256L255 104H257V103L255 102V104H253V103H254ZM255 101H256V100H255ZM192 102H193V101H192ZM192 102H191V103H192ZM227 102H226L225 104H227ZM236 102L234 103V105L236 104ZM251 102H250V103H251ZM177 103H178V102H177ZM177 103H176V106H177ZM197 103H198V102H197ZM207 103H208V101H206V104H207ZM211 103H212V102H211ZM211 103H210V104H211ZM61 104H62V103H61ZM168 104H169V103H168ZM180 104H181V103H180ZM221 104H223V102H222V103L219 102L218 105H221ZM63 105H64V106H63ZM63 105H61V107L63 106V108H64L66 104H63ZM172 105H174V104L172 103ZM185 105H187V106L190 105V101H189V104L187 103V104H185ZM185 105L183 106V104H182L183 107H185ZM193 105H194V104H192L191 106H193ZM199 105H200V103H199ZM199 105H197V106H199ZM204 105H205V102H204ZM204 105H203V106H204ZM212 105H213V104H212ZM223 105H224V104H223ZM227 105H229V104H227ZM232 105H233V104H232ZM237 105H236V106H237ZM239 105H240V104H239ZM239 105H238V106H239ZM241 105H242V107H244L242 103H241ZM179 106H181V105H179ZM179 106H178V107H179ZM201 106H202V105H201ZM203 106H202V109H201L200 107H199V108H195V110L192 109L193 111L191 110V111L189 112V114L187 115V117H190L191 119H189V118H187V117H186V118H187L188 120H192V121L196 120V118H198V120H199V116H200V115H202L203 113H206V114H207L206 110L203 109V108H206V106H205V107H203ZM214 106H216L215 103H214ZM236 106H234V107H236ZM172 107H173V106H172ZM172 107L170 106L171 109H174V107H173V108H172ZM188 107H189V106H188ZM188 107H187V108H188ZM208 107H209V106L207 105V111L210 112V110H208ZM216 107H217V106H216ZM222 107H223V106H222ZM234 107L232 106V108H234ZM239 107H240V106H239ZM239 107H236V109H235V110H237V111H238V110L240 111V112H238V113H237V111H234V110L232 109V111L235 112V115H237L235 119H238V118H240V117L243 116V118L246 117L245 119H246V121H247V118H248L247 116L250 115L251 113H254V112H252V111L254 110L253 107H251L253 110H252L250 113H249V110H251L250 107H249L250 109L247 108V110H246V107H245V109L243 108L244 112H243L242 109H241L242 107L240 108L241 110L238 109ZM66 108H67V105H66ZM66 108H65V110H66ZM179 108H180V107H179ZM220 108H221V106H220ZM224 108H226V107H224ZM224 108H223V109H224ZM227 108H228V107H227ZM230 108H231V107H229V109H224V112H225V110L230 111ZM259 108L261 109V107H259V106H258V110L255 109V113H256V111L259 112V110H260ZM180 109H181V108H180ZM180 109H179L178 112H180ZM216 109H218V110H216ZM248 109H249V110H248ZM67 110H68V108H67ZM176 110H178V108H177ZM182 110H183V111H182ZM182 110H181V111L184 112L185 108H184V109L182 108ZM187 110H188V109H186L185 111L187 112ZM212 110L214 111L213 108H212ZM215 110H216V112H217V111H219V108H215ZM220 110H222V109H220ZM60 111H61V110H60ZM63 111H64V110H63ZM63 111H62V112H63ZM70 111H71V110L69 109V110H68V113H69ZM174 111H175V110H174ZM174 111H173V112H174ZM204 111H205V112H204ZM246 111H248V112H246ZM260 111H262V109H261ZM66 112H67V111H66ZM66 112H65V113H66ZM216 112H215V113H216ZM242 112H243V114H241L242 116L239 115V113H242ZM245 112H246V113H245ZM258 112H257V113H258ZM263 112H264V110H263ZM63 113H64V112H63ZM63 113H61V114H63ZM175 113H177V111H175ZM227 113L230 114V112H227V111H226L225 114H227ZM247 113H248V115H245V114H247ZM219 114H220V116H223V115H222V114H223V110H222V113H221V111H220V113H219V112L217 113V115H219ZM225 114H224V115H225ZM231 114H232V113H231ZM231 114H230V116H232ZM259 114H260V113H259ZM259 114L257 115V117L259 116ZM212 115H213V112H212ZM217 115H216L215 118H217ZM244 115H245V116H244ZM252 115H253V114H251L250 116H252ZM182 116H183V115H182ZM182 116H181V118H182ZM184 116H185V115H184ZM214 116H215V115H213L212 118H214ZM226 116H227V115H226ZM238 116H240V117H238ZM208 117H209V116H208ZM227 117H229V115H228ZM232 117H233V116H232ZM234 117H235V116H234ZM255 117H256V116H255ZM255 117H254V118H255ZM257 117H256V118H257ZM206 118H207V117H206ZM215 118H214V120H215ZM221 118H222V119H223V118L225 119L226 117H221ZM243 118H242V119H243ZM256 118H255V120H256ZM187 119H186V120H187ZM200 119H201V118H200ZM207 119H208V118H207ZM222 119H221V120H222ZM224 119H223V120H224ZM230 119H231V118H230ZM230 119H229V120L227 119V120L230 122V121L232 120V119H231V120H230ZM235 119L233 118V121H234ZM251 119H252V118H251ZM188 120H187V121H188ZM208 120H209V122H211V121H210V118H209ZM208 120H207V121H208ZM218 120L221 121L220 119H217V120H215L213 123H212V122H211V123L208 122V124H210V125L213 124L212 126H209L208 128L210 129V127H213V126L215 127V126H216L215 129H217V126L219 125V124H218ZM223 120H222L221 122H223ZM227 120H226V121H227ZM238 120H239V119H238ZM240 120H241V119H240ZM243 120H244V119H243ZM252 120H254V119H252ZM202 121H203V120H202ZM202 121H201V122H202ZM244 121H245V120H244ZM246 121H245V124H246ZM248 121H249V120H248ZM248 121H247V122H248ZM188 122H189V121H188ZM190 122H191V121H190ZM190 122H189V123H190ZM229 122H228V123H229ZM235 122H236V121H235ZM235 122H234V124H235ZM250 122H251V121H250ZM175 123H176V124L172 127V129H173L176 133L180 134V133H181V132H180V131H181V128H180V127L182 126V124L180 123V121H179V122H175ZM191 123H192V122H191ZM191 123H190V124H191ZM199 123H200V122H199ZM199 123L197 122V124H199ZM202 123H203V122H202ZM204 123H205V121H204ZM204 123H203V124H204ZM237 123H239V122H237ZM240 123H241V121H240ZM192 124H193V126H194V123H192ZM197 124H196V126H198ZM224 124H225V123H224ZM224 124L221 123L219 126L224 125ZM230 124H231V122H230ZM242 124H243V122H242ZM262 124H264V123H262ZM262 124H258V125H260V126H258V127L263 126ZM85 125H86V124H85ZM199 125H200V124H199ZM201 125H202V124H201ZM226 125H227V124H226ZM196 126H195V127H196ZM206 126H207V125H206ZM228 126H230V125L228 124ZM240 126H241V125H240ZM195 127H194V128H195ZM199 127H201V126H199ZM199 127H198V128H199ZM202 127H203V125H202ZM222 127H223V126H221L220 128H222ZM231 127H232V126H231ZM203 128L205 129V125H204ZM237 128H238V127H237ZM237 128H236V129H237ZM261 128H263V127H261ZM81 129H83V128H81ZM94 129H95V128H94ZM94 129H93V130H94ZM204 129H203V130H204ZM209 129H208V131H209ZM228 129H229V128H228ZM251 129H252V128H251ZM251 129H250V131H251ZM256 129H257V128H256ZM256 129H255V130H256ZM258 129H260V128H258ZM87 130H88V129H87ZM221 130H222V129H221ZM234 130H235V129H234ZM255 130H254V131L252 130L251 132L254 133ZM261 130H262V129H261ZM52 131H53V129H52ZM85 131H86V130H85ZM91 131H92V130H91ZM208 131H205V132H208ZM227 131L229 132V130H227ZM236 131H237V130H236ZM236 131H235V132H236ZM238 131H239V130H238ZM257 131H258V130H257ZM257 131H256V133H257ZM53 132H54V131H53ZM98 132H99V131H98ZM199 132H202V131H199ZM199 132H198V133H199ZM218 132H220V131H218ZM222 132H223V131H222ZM228 132H227V133H228ZM230 132H231V128H230ZM55 133H56V132H55ZM89 133H91V132H89ZM202 133H203V132H202ZM209 133H210V131H209ZM211 133H212L213 135L216 134V133H214V132H211ZM238 133H239V132H238ZM247 133H248V135H249V130H248V132H246V134H247ZM256 133H254V134H255V137H257V138H259V136L262 137V134H261V135H258V134H259V131H258V134H256ZM263 133H264V132H263ZM86 134H87V133H86ZM86 134H85V135H86ZM199 134H201V133H199ZM219 134H220V133H219ZM242 134H243V135H246V134H244V133H242ZM52 135H53V134H52ZM64 135H65V134H64ZM64 135H63V136H64ZM67 135H68V134H67ZM97 135H98V133H97ZM180 135H181V134H180ZM207 135H208V133H207ZM209 135H210V134H209ZM217 135H218V134H217ZM222 135H223V133H222ZM226 135H227V134H226ZM243 135H242V136H243ZM248 135H247L245 138H247ZM250 135H251V134H250ZM256 135H257V136H256ZM53 136H54V135H53ZM94 136H95V137H94L93 139H95V138L97 137L96 135H94ZM201 136H202V134H201ZM203 136H204V135H203ZM205 136H206V133H205ZM205 136H204V137H205ZM214 136H216V135H214ZM220 136H221V134H220ZM227 136H228V135H227ZM234 136H235V135H234ZM234 136L232 135V137H234ZM252 136H253V134H252ZM51 137H52V136H51ZM57 137H58V136H57ZM60 137H61V136H60ZM72 137H73V136H72ZM92 137H93V136H92ZM103 137H104V135H103ZM222 137H223V136H222ZM225 137H226V136H225ZM225 137H224V138H225ZM240 137H241V135H240ZM240 137H236V139L240 140V139L242 138V137H241V138H240ZM255 137H254V138H255ZM54 138H56V137H54ZM54 138H53V139H54ZM61 138H62V137H61ZM63 138H65V137H63ZM63 138H62V139H63ZM75 138H77V136H76ZM79 138H81V136H79ZM202 138H203V137H202ZM207 138H208V137H205V139H207ZM210 138L212 139L211 136L209 137V139H210ZM216 138H217V137H216ZM229 138H230V137H229ZM249 138H250V137H249ZM262 138H264V135H263ZM53 139H52V140H53ZM58 139H60V138H59V137L56 138V140H58ZM62 139H60V140H61V141L65 140V139H63V140H62ZM66 139H67V138H66ZM82 139H83V137H82ZM99 139H100V138H99ZM233 139L236 140L235 138H233ZM243 139H244V138H243ZM247 139H248V138H247ZM56 140L54 139L53 142H56ZM95 140H96V139H95ZM100 140H101V139H100ZM103 140H104V138H103ZM183 140H184L183 142L185 143L186 146L193 147V146L191 145V142H190L189 140H186V139H183ZM231 140H232V139H231ZM253 140H254V139H252V141H253ZM260 140H262V139H259V141H260ZM263 140H264V139H263ZM263 140L260 141V142L258 143V139H257V140L255 139L256 144L258 143L257 145H258L259 150H260V144L263 145ZM58 141H59V140H58ZM72 141H73V140H72ZM72 141H71V142H72ZM75 141H76V140H74V142H75ZM107 141H108V140H107ZM107 141H106V142H107ZM109 141H110V140H109ZM199 141H200V140H199ZM241 141H243V140H241ZM252 141H251V142H252ZM53 142H52V144H53ZM200 142H201V141H200ZM228 142H229V141H228ZM228 142H227V143H228ZM233 142H235V141H233ZM246 142H248V140H247ZM69 143H70V142H69ZM69 143H68V144H69ZM76 143H79V142H76ZM100 143H101V142H100ZM104 143H105V142H104ZM112 143H113V142L111 141V144H112ZM236 143H237V141L235 142V144H236ZM239 143H240V142H239ZM239 143H238V144H239ZM52 144H51V146H53L54 144L56 145V147L58 146V145H57L58 142H57V143H54L53 145H52ZM72 144H73V143H72ZM72 144H70V145H68V146H70L71 149H74V147H75V143H74V147H73ZM79 144H80V143H79ZM101 144H102V143H101ZM106 144H107V143H106ZM116 144H117V143H116ZM229 144H230V142H229ZM249 144H250V143H249ZM71 145H72V146H71ZM81 145H82V144H81ZM97 145H98V143H97ZM113 145H114V146H113ZM113 145H112L113 148L116 147L115 144H113ZM244 145H245V144L243 143V146H244ZM247 145H248V144H247ZM251 145H254V146L256 147L254 141H253V143H251ZM68 146L65 145V148H66V147L68 148ZM76 146H77V145H76ZM102 146H104V145H102ZM102 146H100V147H102ZM108 146H109V144H108ZM118 146H119V144H118ZM235 146H236V145H234V147H235ZM254 146H253V148H254V150H255L257 147L255 148ZM54 147H55V146H54ZM61 147H62V146H61ZM72 147H73V148H72ZM78 147H79V145H78ZM100 147H99V150H100ZM112 147H111V148H112ZM246 147H248V146H246ZM250 147H251V146H250ZM67 148H66V151H69L70 148H68V149H67ZM105 148H106V146H105ZM116 148H117V147H116ZM124 148H125V147H124ZM199 148H200V147H199ZM236 148H237V147H236ZM238 148H239V147H238ZM253 148H252L251 151H254ZM261 148H262V147H261ZM60 149H61V148H60ZM103 149H104V148H103ZM107 149H108V148H107ZM114 149H115V148H114ZM225 149H226V148H225ZM232 149H233V148H232ZM241 149H243V148H240V150H241ZM117 150H118V149H117ZM120 150H121V149H120ZM245 150H246V149H245ZM257 150H258V149H257ZM261 150H263V149H261ZM71 151H72V150H71ZM105 151H106V150H105ZM124 151H125V150H124ZM233 151H234V150H233ZM235 151H236V150H235ZM235 151H234L233 153H231V152H232V150H231L230 155H231V154H234ZM237 151H238V150H237ZM242 151H243V150H242ZM242 151H241V152H242ZM112 152H114V151H112ZM122 152H123V151H122ZM221 152H222V155H223V154H224V153H223L224 151H221ZM225 152H226V151H225ZM227 152H228V151H227ZM239 152H240V151H239ZM239 152H236V153L238 154ZM254 152H256V151H254ZM64 153H65V152H64ZM67 153H69V152H67ZM124 153H125V152H124ZM228 153H229V152H228ZM228 153H227V154H228ZM242 153H243V152H242ZM242 153H241L240 155H242ZM256 153H257V152H256ZM256 153H255V154H256ZM262 153H263V152H262ZM126 154H127V153H126ZM237 154H236V155H237ZM48 155H49V154H48ZM50 155H51V153H50ZM62 155H63V154H62ZM64 155H65V154H64ZM99 155H100V153H99ZM124 155H125V154H124ZM248 155H249V154H248ZM251 155H253V152L251 153ZM258 155H259V154H258ZM44 156H46V155H44ZM51 156H53V155H51ZM54 156H57V155L54 154ZM60 156H61V155H60ZM126 156H127V155H126ZM225 156H226V155H225ZM233 156H235V155H233ZM81 157H83V159H82ZM81 157H79V159L81 158V160H82V161H81V164L79 165L80 168H78V167L75 165V166L77 167V169L80 170V172L77 171V169H75V170H76L77 172H79L80 174L77 173V172H75V171H74V173H73V171H72V173L74 174V178H75L76 176L78 177V174H79L78 179L75 178V179L78 180V182H79V181L81 182V187H80L79 191H80L81 189L84 190V188H85L86 186H88V179H87V178H88V176L90 175V173L92 172V171L88 170V169H89V166L86 165V162H85V156L82 155ZM128 157H129V155H128ZM130 157H131V156H130ZM130 157H129V158H130ZM142 157H144V156H142ZM228 157H229V156H228ZM230 157H231V156H230ZM237 157H238V155H237ZM241 157H242V156H241ZM249 157H250V155H249ZM251 157H252V156H251ZM251 157H250V158H251ZM45 158L48 160V159H49V156H48V158H47V156H46ZM52 158H53V157H52ZM62 158H63V156H62ZM99 158H100V157H99ZM122 158H124V156H123ZM126 158H127V157H126ZM126 158H125V160H126ZM222 158H223V157L221 156V159H222ZM226 158H227V157H226ZM232 158H233V157H231V159H232ZM235 158H236V157H235ZM235 158H233V160H234ZM238 158H239V157H238ZM238 158H237V159H238ZM46 159H43V160H46ZM79 159H78V160H79ZM119 159H120V158H119ZM119 159H118V160H119ZM130 159H131V158H130ZM144 159H145V158H144ZM47 160H46V161H47ZM62 160H63V159H62ZM67 160H68V159H67ZM73 160H74V159H73ZM103 160H104V159H103ZM120 160H121V159H120ZM222 160H223V159H222ZM248 160H249V158H248ZM248 160H247V161H248ZM251 160H252V159H251ZM48 161H49V160H48ZM63 161H64V160H63ZM63 161H62V165H63ZM65 161H66V160H65ZM98 161H99V160H98ZM121 161H122V160H121ZM241 161H242V160H241ZM73 162H74V161H73ZM78 162H79V161H78ZM44 163H45V162H44ZM47 163H48V162H47ZM47 163H45V164H47ZM49 163H50V162H49ZM65 163L68 164V162H64V164H65ZM71 163H72V162H71ZM75 163H77V161H76ZM116 163H118V162H116ZM242 163H243V162H242ZM47 165H48V164H47ZM68 165H69V164H68ZM68 165H66V167H67ZM73 165H74V163H73ZM106 165H107V162H106ZM118 165H119V164H118ZM122 165H123V164H122ZM64 166H65V165H64ZM90 166H91V165H90ZM225 166H226V165H225ZM61 167H62V166H61ZM42 168H43V167H42ZM44 168H45V166H44ZM68 168H69V166H68ZM68 168H67V170H68ZM73 168H74V167H73ZM121 168H122V167H121ZM45 169H46V168H45ZM119 169H120V168H119ZM241 169H242V168H241ZM40 170H41V169H40ZM61 170H62L61 173H63V170H64V169L62 168ZM71 170H72V168H71ZM121 170H122V169H121ZM2 171H3V170H2ZM37 171H39V170H37ZM69 171H70V170H68V172H69ZM88 171H90V172H88ZM119 171H120V170H119ZM4 172H5V171H4ZM65 172H66V171H65ZM70 172H71V171H70ZM216 172H217V171H216ZM223 172H224V173H223ZM17 173L19 174L18 171H17ZM33 173H34V172H33ZM35 173H36V171H35ZM40 173H41V172L39 171V175H40ZM46 173H47V172H46ZM75 173H76L77 175H76ZM13 174H14V173L12 172V175H13ZM18 174H16V175H18ZM41 174H42V173H41ZM49 174H50V172H49ZM68 174H69V173H68ZM73 174H71V175H73ZM92 174H93V173H92ZM92 174H91V176H92ZM94 174L97 175L96 173H94ZM94 174H93V176H94ZM217 174L220 175V176H222V177H224V178H226L225 171H223V170H222V172H220V171L217 172ZM2 175H3V173H2ZM9 175H10V174H9ZM22 175H24V174H22ZM27 175H28V174H27ZM100 175H101V174H100ZM4 176H5V174H4ZM6 176H8V175H6ZM6 176H5V177H6ZM41 176H44V175L42 174V175H40V177H41ZM49 176H50V175H49ZM64 176H67V175L65 174ZM91 176L89 177V179L91 178ZM248 176H249V175H248ZM8 177H9V176H8ZM12 177H13V176H12ZM15 177H16V176H15ZM15 177H14V179H18V178H15ZM36 177H38V179L40 178L38 175H37ZM36 177H35V178H36ZM71 177L73 178V176H71ZM97 177H98V176H97ZM99 177H100V176H99ZM102 177H103V176H102ZM102 177H101V179H102ZM35 178H33V181H34V180L36 181ZM41 178H42V177H41ZM41 178H40V179H41ZM6 179H7V178H6ZM8 179H9V178H8ZM8 179H7V180H8ZM24 179H26V178H24ZM247 179H248V178H247ZM10 180H11V179H10ZM28 180H29V179H28ZM30 180H31V182H33L31 178H30ZM47 180H48V178H47ZM49 180H51V179L49 178ZM69 180H70V179H69ZM72 180H73V179H72ZM96 180H99V179H96ZM12 181H13V180H12ZM14 181H15V180H14ZM65 181H66V180H65ZM70 181H71V180H70ZM74 181L76 182V180H74ZM28 182H30V181H28ZM47 182H48V181H47ZM47 182H46V183H47ZM100 182H101V180H100ZM102 182H103V181H102ZM4 183H5V182H4ZM13 183H14V182H13ZM22 183H23V182H22ZM44 183H45V182H44ZM64 183H65V182H64ZM69 183H70V182H69ZM95 183H96V182L94 181V184H95ZM257 183H258V182H257ZM14 184H15V183H14ZM18 184H19V182H18ZM35 184H36V183H35ZM49 184H50V182H49ZM70 184H71V183H70ZM74 184H75V183H74ZM89 184H90V182H89ZM258 184L261 186V187H260L261 190H262L261 192L263 193V192H264V177L261 176V180H260V182H259ZM258 184H257V185H258ZM5 185H6V184H5ZM8 185H9V184H8ZM8 185H7V186H8ZM12 185H13V184H12ZM15 185L17 186V184H15ZM19 185H20V184H19ZM24 185H25V184H24ZM27 185H28V184H27ZM27 185H25V186H27ZM29 185H30L31 188L28 187L27 190H29V189L32 190V186H31L32 183L29 184ZM42 185H44L43 182H42ZM47 185H48V184H47ZM47 185H46V186H47ZM97 185H99V182L97 183ZM7 186H6V187H7ZM10 186H11V184H10ZM10 186H9V187H10ZM16 186H15V187H16ZM50 186H51V185H50ZM71 186H73V185L71 184ZM101 186H102V183H101ZM0 187L3 188V186H0ZM18 187H19V186H18ZM18 187H17V188H18ZM23 187H24V186H23ZM37 187H38V186H37ZM65 187H66V186H65ZM88 187H89V186H88ZM255 187H256V186H255ZM17 188H16V189H17ZM19 188H20V187H19ZM34 188H35V187H34ZM42 188H43V187H42ZM42 188H41L40 190H42ZM49 188H50V187H48V189H49ZM258 188H259V187H258ZM9 189H10V188H9ZM21 189H22V188H21ZM24 189H25V188H24ZM24 189H22V191H23ZM44 189H45V186H44L43 190H44ZM48 189H47V190H48ZM53 189H54V188L52 187V191H53ZM58 189H59V188H58ZM87 189H88V188H87ZM10 190H11V189H10ZM10 190H9V191H10ZM19 190H20V189H19ZM31 190H30V192H31ZM38 190H39V189H38ZM45 190H46V189H45ZM59 190H60V189H59ZM83 190H82V192H84L86 189H85L84 191H83ZM255 190H256V189H255ZM1 191H2V189H1ZM16 191H18V189H17ZM20 191H21V190H20ZM22 191H21V192H22ZM55 191H56V190H54V192H55ZM257 191H258V190H257ZM27 192H28V191H27ZM30 192H29V193H30ZM44 192H45V191H44ZM48 192H49V191H48ZM48 192L46 191V193H48ZM62 192H63V190H62ZM62 192L60 191L61 196H62ZM86 192H87V191H86ZM86 192H85V193H86ZM261 192H260V195H263L264 193L261 194ZM4 193H5V192H4ZM9 193H10V192H9ZM15 193H16V192H15ZM18 193H19V192H18ZM29 193H28V194H29ZM36 193H37V192H36ZM51 193H52V192H51ZM55 193H57V192H55ZM79 193H81V192H79ZM85 193H81V194H85ZM13 194H14V193H13ZM13 194H12V195H13ZM30 194L33 195L32 193H30ZM57 194H59V193H57ZM63 194H64V193H63ZM65 194H66V193H65ZM65 194H64V195H65ZM12 195H11V196H12ZM20 195H21V194H20ZM49 195H50V192H49ZM5 196H6V195H4L3 198L0 197L1 200H2V199L4 200ZM23 196H24V195H23ZM23 196H22V197H23ZM43 196H44V195H43ZM52 196H53V195H52ZM52 196H51V197H52ZM55 196H56V195H55ZM58 196H59V195H58ZM65 196L67 197V195H65ZM65 196H64V198H65ZM85 196H86V194H85ZM6 197H7V196H6ZM14 197H15V200H17L18 195H17V196H14ZM14 197H13V199H12L11 197H10V198H11L12 200H14ZM46 197H47V196H46ZM62 197H63V196H62ZM78 197H79V195H78ZM263 197H264V196H263ZM7 198H8V197H7ZM18 198H19V197H18ZM44 198H45V197H44ZM47 198H48L49 201H48L47 199H46V201H48V203H49V205H50V204H51V203H50V199H49V197H47ZM56 198H57V197H56ZM56 198H55V201H56ZM19 199H20V198H19ZM23 199H24V198H23ZM23 199H22V201H23ZM39 199H40V198H39ZM12 200H11V201H12ZM15 200H14V201H15ZM20 200H21V199H20ZM43 200H44V199H43ZM52 200H53V199H52ZM59 200H61V199H59ZM5 201H6V199H5ZM14 201H12V205H13V202H14ZM18 201H19V200H18ZM38 201H40L39 203H42V202H41L42 200H38ZM46 201H45V204H46ZM102 201H104V200H102ZM2 202H3V201H2ZM15 202L18 203V204L20 203V202H17V201H15ZM63 202H64V201H63ZM63 202H62L61 205L64 204ZM74 202H75V201H74ZM96 202H97V201H96ZM98 202H99V201H98ZM98 202H97V203H98ZM4 203H6V204H4ZM4 203H3L4 207H8V206H9V205L7 204V201L4 202ZM16 203H15V204H16ZM52 203H53V205H56V204H54V202H52ZM55 203H56V202H55ZM65 203H66V201H65ZM102 203H104V202H102ZM18 204H17V205H18ZM21 204H22V202H21ZM21 204H20V205H21ZM24 204H25V203H24ZM26 204H27V203H26ZM42 204H43V203H42ZM66 204H67V203H66ZM70 204H71V203H70ZM74 204H76V203H74ZM85 204L87 205V203H85ZM17 205H16V206H17ZM22 205H23V204H22ZM22 205H21V206H22ZM37 205H38V202H37ZM39 205H40V204H39ZM39 205H38V206H39ZM53 205H51V206H53ZM61 205H60V206H61ZM67 205H68V204H67ZM67 205H66V206H67ZM72 205H73V204H72ZM96 205H97V204H96ZM99 205H101V204H99ZM60 206H59V207H60ZM90 206H91V205H90ZM2 207H3V206H2ZM10 207H13V206H10ZM26 207H27V206H26ZM31 207H32V206H31ZM43 207L45 208V207H47V205H44ZM43 207H41V208H43ZM61 207H62V206H61ZM63 207H64V206H63ZM72 207H73V206H72ZM88 207H89V205H88ZM88 207H87V208H88ZM92 207H93V206H92ZM94 207H95V205H94ZM97 207H98V206H97ZM15 208H16V207H15ZM19 208H21V207H19ZM47 208H48V207H47ZM67 208H68V207H67ZM87 208H86V209H87ZM0 209H1V208H0ZM7 209H8V208H7ZM9 209H10V211L12 210L11 208H9ZM29 209H30V208H29ZM33 209H34V208H33ZM38 209H39V208H38ZM80 209H81V208H80ZM95 209H96V208H95ZM1 210H2V209H1ZM20 210H21V209H19V211H20ZM22 210H23V208H22ZM22 210H21V211H22ZM26 210H27V208H26ZM30 210H31V213H32L33 210H32V209H30ZM45 210H46V209H45ZM60 210H61V209H60ZM81 210H82V209H81ZM84 210H85V206H84ZM92 210H94V209H92ZM2 211H6V210L4 209V210H2ZM14 211H15V210H14ZM16 211H17V209H16ZM21 211H20V212H21ZM42 211H43V210H42ZM85 211H86V210H85ZM96 211H97V210H96ZM8 212H9V211H8ZM8 212H6V213H8ZM23 212H25V209L21 212L22 215H23ZM28 212L30 213L29 210H28ZM28 212H27V213H28ZM75 212H76V211H75ZM79 212L81 213L82 211H79ZM90 212H91V210H90ZM17 213H19V212L17 211ZM64 213H65V211H64ZM66 213H67V212H66ZM80 213H79V214H80ZM87 213H88V211H87ZM4 214H5V213H3V214L1 213L0 217H2V215H4ZM8 214H10V213H8ZM24 214H25V213H24ZM33 214H34V213H33ZM36 214H37V213H36ZM40 214H41V213H40ZM42 214H43V213H42ZM71 214H72V212H71ZM6 215H7V214H6ZM25 215H26V214H25ZM27 215H28V214H27ZM27 215H26V216H27ZM62 215H63V214H62ZM73 215H74V214H73ZM80 215H81V214H80ZM82 215H83V214H82ZM86 215H87V214H86ZM7 216H8V215H7ZM7 216H6V217H7ZM13 216H14V215H13ZM18 216H19V217H18ZM29 216H30V214H29ZM42 216H43V215H42ZM42 216H37V217H42ZM51 216H52V215H50V219H51ZM64 216H65V215H64ZM66 216H67V215H66ZM74 216L77 217V212H76V215H74ZM16 217H17V219H18V218L21 217V215L16 214V216H14V218L16 219ZM31 217H32V216H31ZM33 217H34V216H33ZM44 217H45V216H44ZM57 217H58V216L56 215V219L59 220L60 218H57ZM59 217H60V216H59ZM82 217H84V216H82ZM89 217H90V216H89ZM89 217H88V218H89ZM21 218H23V217H21ZM29 218H30V217H29ZM67 218H68V217H67ZM70 218H71V217H70ZM72 218L75 219V217H72ZM78 218H79V216H78ZM88 218H87V219H88ZM27 219H28V217H27ZM27 219H26V220H27ZM39 219H40V218H39ZM39 219H38V220H39ZM45 219H46V220L48 219V222L44 221V223L46 222L47 224H48V223H51V221H53V224H54V222H55L54 220H56V219H54V220L52 219V220L50 221V219H49L48 217L45 218ZM64 219H65V218H64ZM83 219H84V218H83ZM87 219H86V220H87ZM89 219H90V218H89ZM3 220H4V219H3ZM30 220H31V222H32L33 219H30ZM41 220H43V219H41ZM76 220H78V219L76 218ZM81 220H82V219H81V216H80V219H79L78 221H80V223H81V222H82ZM6 221H8V219H6ZM9 221H10V219H9ZM22 221H23V223H26V225H24V226L29 225V224H27V222H29V221L24 222V220L21 219L20 222L22 223ZM70 221H71V220H70ZM70 221H69V223H70ZM18 222H19V221H18ZM74 222H75V221L73 220V222H72L71 224H73ZM38 223H39V222H38ZM40 223H41V221H40ZM58 223H59V222H58ZM61 223H62V222H61ZM61 223H60V224H61ZM65 223H66V222H65ZM75 223H77V222H75ZM85 223H86V221H85ZM88 223H89V222H88ZM88 223H87V224H88ZM32 224H33V222H32ZM32 224H30V225H32ZM36 224H37V223H35V225H36ZM47 224H45V225H47ZM78 224H79V223H78ZM78 224H76L77 227H78ZM81 224H82V223H81ZM81 224H80V225H81ZM2 225H3V224H2ZM13 225H14V224H13ZM33 225H34V224H33ZM35 225H34V226H35ZM45 225H44V226H45ZM62 225H63V224H62ZM80 225H79V226H80ZM37 226H38V230H39V228H40V230H41V227H39V224H38ZM48 226H50V224H48ZM70 226H71V225H70ZM73 226H74V225H72V227H73ZM76 226H74V228H75ZM85 226H86V225H85ZM85 226H84V228H85ZM87 226H88V225H87ZM10 227H11V226H10ZM27 227H28V226H27ZM27 227L19 228V231H20V229H24V230H25ZM60 227H61V226H60ZM80 227H81V226H80ZM82 227H83V224H82ZM11 228H12V227H11ZM29 228H30V227H29ZM61 228H62V227H61ZM61 228H60V229H61ZM32 229H33V227H32ZM35 229H36V231H38L36 227H35ZM42 229H43V228H42ZM63 229H64V228H63ZM69 229H70V228H69ZM28 230H29V229H27V230H25V231H28ZM40 230H39V231H40ZM71 230L73 231V229H71ZM71 230H70V231H71ZM21 231H22V230H21ZM29 231L31 232V230H29ZM33 231H35V230L33 229ZM39 231H38V232H39ZM59 231H61V230H59ZM85 231H86V229H85ZM53 232H54V233H55V232H56V233H59V232H57V229H55V231H53ZM73 232H75V231H73ZM78 232H79V231L77 230V233H78ZM82 232H83V230H82ZM86 232H87V231H86ZM86 232H85V234H83L84 232L81 233L82 235H80V239L83 238V237L86 235ZM34 233H35V232H33V234L31 233V234H29V235H30V236L33 235L32 238L34 237V240H35L37 234H36V236H34V235H35ZM36 233H37V232H36ZM40 233H41V232H40ZM49 233L51 234L52 232L49 231ZM54 233H52V234H54ZM61 233H62V231H61ZM88 233H89V231H88ZM47 234H48V233H47ZM47 234H43V237L45 238L44 235L47 236ZM66 234L68 235L69 233L67 232ZM79 234H80V232H79ZM60 235H61V234H59V236H60ZM64 235H65V233H64ZM64 235H61V237L64 236ZM69 235H71V234H69ZM72 235H73V234H72ZM83 235H84V236H83ZM90 235L93 236V234H91V233H90ZM41 236H42V234H41ZM41 236H40V237H41ZM48 236H51V235H48ZM54 236L56 237L57 235L54 234ZM76 236H77V235H76ZM81 236H83V237H81ZM12 237H15V236L12 235ZM43 237H41V238H43ZM52 237H53V236H52ZM55 237H54V238H55ZM64 237H69V236H64ZM86 237H88V236H86ZM90 237H91V236H90ZM0 238H1V237H0ZM37 238H38V237H37ZM47 238H48V237H47ZM84 238H85V237H84ZM49 239H51V238H49ZM62 239H63V237H62ZM80 239H78V241H79L78 244H77V242L75 243V245L77 244V246H75V247H77V248H75V247L73 246L74 244L72 245V246H73L72 248H74V249H78V247H79V246H78L79 243H80V242H83L82 240L80 241ZM43 240H44V239H42V241H43ZM45 240H46V239H45ZM55 240L58 241V236L56 237ZM55 240H54V239L51 240L53 244H55V243H54ZM59 240H60V237H59ZM76 240H77V239H76ZM86 240H87V239H86ZM35 241H36V240H35ZM35 241H34V242H35ZM37 241H38V239H37ZM46 241H47V242L49 241V242L47 243V242L44 241V243H42V244H45V243H46L47 245L49 244L50 247H48V248H49L48 250H50V248L53 247V249L56 248V250H59V251H60L59 247H60L61 244L59 245L58 243L62 242V240H60V242L58 241V242L56 243L55 246H57V244H58V246H59V247L57 246L58 248L55 247V246H53V244H52V247H51V243H50L51 241H50V240L47 239ZM55 242H56V241H55ZM74 242H75V241H74ZM42 244H41V245H42ZM81 245H82V244H81ZM23 246H24V245H23ZM26 246H27V245H26ZM31 246H32V245H31ZM37 246H38V247H41L40 244L37 245ZM37 246H36V247H37ZM84 246L86 247V244H85ZM27 247H28V246H27ZM27 247H26V248H27ZM38 247H37V249H38ZM54 247H55V248H54ZM80 247H82V246H80ZM85 247H83V248L85 249ZM31 248H32V247H31ZM46 248H47V247H46V245H45V249H46ZM70 248H71V247H70ZM83 248H82V249H83ZM86 248H88V247H86ZM40 249H41V248H40ZM43 249H44V247H43ZM43 249H42V250H43ZM80 249H81V248H80ZM38 250H39V249H38ZM42 250H41V252H42ZM87 250H88V249L84 250V252L86 251V252H85L86 254H88V253H87ZM32 251H33V250H32ZM46 251H47V249H46ZM51 251H53V250H51ZM51 251H49L50 254L52 253ZM69 251H71L70 254H71V256H72V254H73L72 251H73V250H68V252H69ZM75 251H76V250H74V253L76 254ZM78 251H79V250H78ZM81 251H82V252H81ZM81 251H80V252L83 253V250H81ZM90 251H91V250H90ZM41 252L39 251V253H40V258H41V254H43V253H44V255L46 254V252H45L44 250H43L42 253H41ZM49 252L47 251V253H49ZM54 252H55V253H54L55 255L58 254V253H56V251H54ZM35 253H36V252H35ZM66 253H67V252H66ZM78 253H79V252H78ZM81 253H80V254H81ZM85 253H83V256H82V255H81V256L84 257V256H85V255H84ZM113 253H114V252H113ZM115 253H116V252H115ZM22 254H25V253L22 252ZM29 254H30V253H29ZM37 254H38V253H37ZM50 254H49V255H50ZM59 254H60V253H59ZM93 254H94V253H93ZM110 254H112V253L110 252ZM26 255L28 256V254H26ZM55 255H52V257H54ZM67 255H68V254H67ZM73 255H74V254H73ZM91 255H92V254H91ZM29 256H30V255H29ZM45 256L48 257V254L45 255ZM50 256H51V255H50ZM58 256H59V255H58ZM88 256H89V254H88ZM92 256H93V255H92ZM111 256H112V255H111ZM23 257L25 258V256H23ZM31 257H32V256H31ZM31 257H29V258H31ZM42 257H43V256H42ZM47 257H45V258L47 259ZM79 257H80V255L78 256V258H79ZM82 257H81V258H82ZM35 258H36V257H35ZM45 258L42 259V260H43V263H42V260H41V262H40V259L37 260V262L39 261L40 264H44V263H45V264H49L47 261H48L50 258L47 259V260H46ZM55 258H56V257H55ZM55 258H51V259H52V262H51V260H50V264H51V263L55 264V263L53 262V259H55ZM75 258H77V257H75ZM84 258H85V257H84ZM86 258H87V255H86ZM91 258H92V257H91ZM3 259H4V258H3ZM3 259H2V262L4 261ZM13 259H14V258H13ZM13 259H12V262H11L12 264H13ZM44 259L46 260L45 262H44ZM57 259H58V258H56V260H57ZM65 259H66V258H65ZM73 259H74V258H73ZM123 259H124V258H123ZM123 259H122V260H123ZM6 260H7V259H6ZM17 260H18V258H17ZM56 260H55V262H56ZM76 260H78V259H76ZM89 260H91V259L89 258ZM10 261H11V259H10ZM72 261H73V260L71 259V262H72ZM124 261H125V260H124ZM0 262H1V261H0ZM14 262H17V261L14 260ZM35 262H36V260H35ZM35 262H34V263H35ZM39 262H38V264H39ZM46 262H47V263H46ZM71 262H69V263H71ZM73 262H75V261H73ZM84 262H85V261H84ZM88 262H89V261H88ZM91 262H92V261H91ZM121 262H122V261H121ZM69 263H67V264H69ZM125 263H126V262H123V264H125ZM5 264H6V263H5ZM35 264H36V263H35ZM72 264H73V263H72ZM119 264H120V263H119ZM121 264H122V263H121ZM126 264H127V263H126Z\"/></svg>", "mask_w": 264, "mask_h": 264}]
</instances>
